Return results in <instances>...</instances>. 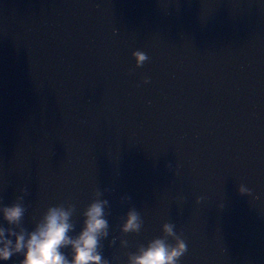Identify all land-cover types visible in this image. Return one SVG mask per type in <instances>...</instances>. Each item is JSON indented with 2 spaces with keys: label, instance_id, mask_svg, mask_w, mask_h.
<instances>
[{
  "label": "water",
  "instance_id": "water-1",
  "mask_svg": "<svg viewBox=\"0 0 264 264\" xmlns=\"http://www.w3.org/2000/svg\"><path fill=\"white\" fill-rule=\"evenodd\" d=\"M22 187L25 228L73 205L72 235L109 189V264L164 223L179 264H264V0H0V205Z\"/></svg>",
  "mask_w": 264,
  "mask_h": 264
},
{
  "label": "clouds",
  "instance_id": "clouds-1",
  "mask_svg": "<svg viewBox=\"0 0 264 264\" xmlns=\"http://www.w3.org/2000/svg\"><path fill=\"white\" fill-rule=\"evenodd\" d=\"M135 66H142L149 57L142 51L131 53ZM144 82H147L145 80ZM169 169L171 165H166ZM104 189L93 194L92 201L81 213L82 222L75 235L72 222L74 206L56 205L46 209L31 230L23 226L27 207L24 199L28 195L25 187L19 189V195L9 205H0V219L7 227L0 226V261H8L14 255L22 257L18 264H109L103 256L102 241L109 236V221L106 212L107 199H101ZM240 194L249 190L238 187ZM122 201L131 200L130 196L121 197ZM201 197L196 198L199 203ZM140 213L130 207L124 214L119 230L122 234L138 233L141 230ZM174 224L164 223L162 235L137 247L134 253L127 255V264H179L180 258L187 252V245L174 231ZM171 239L172 243H169ZM115 238L109 240V245ZM121 246L127 247V241L121 240ZM64 249H69L70 257Z\"/></svg>",
  "mask_w": 264,
  "mask_h": 264
}]
</instances>
